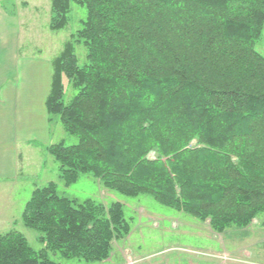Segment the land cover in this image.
<instances>
[{
    "label": "trees",
    "instance_id": "obj_1",
    "mask_svg": "<svg viewBox=\"0 0 264 264\" xmlns=\"http://www.w3.org/2000/svg\"><path fill=\"white\" fill-rule=\"evenodd\" d=\"M71 4L85 17L53 61L45 101L77 138L45 149L63 185L90 174L215 233L257 218L264 227V57L254 48L264 0H52L51 31L66 27ZM63 78L76 91L68 102ZM20 221L42 247L1 234L0 264H58L49 254L100 263L129 233L120 203L77 202L53 182L31 192Z\"/></svg>",
    "mask_w": 264,
    "mask_h": 264
},
{
    "label": "rangeland",
    "instance_id": "obj_2",
    "mask_svg": "<svg viewBox=\"0 0 264 264\" xmlns=\"http://www.w3.org/2000/svg\"><path fill=\"white\" fill-rule=\"evenodd\" d=\"M51 1L11 0L6 5V10L15 13L23 26L21 61L24 63L27 80L36 86L30 90L36 92L49 90L53 61L62 52L70 36L79 29L80 21L85 17L84 9L71 4L66 27L59 31H51L49 29ZM254 48L264 57V27ZM74 54L78 65L83 64L86 51L81 43H74ZM62 83L63 99L68 102L76 91L65 78L62 79ZM50 118L49 127L52 131L50 144L77 143V138L64 131L57 117ZM39 162L43 163L42 171L28 173L29 180L27 183L23 180L18 199L11 200L7 194L0 192V205L5 206L6 211H12V217L15 218L14 224L4 233L14 230L25 237L32 249H41L37 233L25 228L17 213L23 210L31 195L27 194L31 187L30 182L34 183L36 188L53 182L58 195L77 202L90 199L104 207H108L112 202H118L123 206L124 218L129 225V233L123 239L112 243L106 260L100 263H85L49 254V258L58 264H264L263 218L253 220L243 230L230 227L222 233H215L207 221L202 222L162 206L148 195L127 198L110 192L90 174H80L76 183L65 187L59 179L57 163L46 150L44 154H40Z\"/></svg>",
    "mask_w": 264,
    "mask_h": 264
},
{
    "label": "crops",
    "instance_id": "obj_3",
    "mask_svg": "<svg viewBox=\"0 0 264 264\" xmlns=\"http://www.w3.org/2000/svg\"><path fill=\"white\" fill-rule=\"evenodd\" d=\"M10 1L0 0V192L15 200L19 198L23 180H29L28 173L42 171L40 154L51 145L45 101L52 74L49 90H30L36 86L27 80L21 61L23 26L15 13L6 10ZM30 183L27 194L36 188ZM5 209L0 205V233L15 222L12 211ZM21 212L17 211L18 217Z\"/></svg>",
    "mask_w": 264,
    "mask_h": 264
}]
</instances>
